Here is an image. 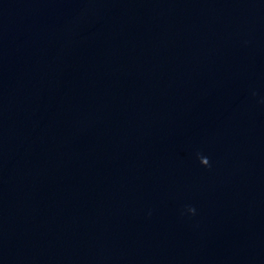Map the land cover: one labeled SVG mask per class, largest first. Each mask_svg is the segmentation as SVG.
Returning a JSON list of instances; mask_svg holds the SVG:
<instances>
[{"label":"water","instance_id":"95a60500","mask_svg":"<svg viewBox=\"0 0 264 264\" xmlns=\"http://www.w3.org/2000/svg\"><path fill=\"white\" fill-rule=\"evenodd\" d=\"M0 264H264V0H0Z\"/></svg>","mask_w":264,"mask_h":264}]
</instances>
